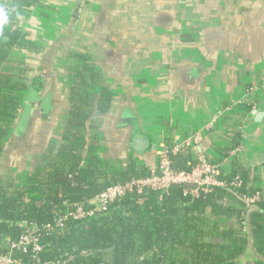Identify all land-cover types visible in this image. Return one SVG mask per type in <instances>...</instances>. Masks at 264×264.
I'll list each match as a JSON object with an SVG mask.
<instances>
[{
  "label": "crops",
  "instance_id": "1",
  "mask_svg": "<svg viewBox=\"0 0 264 264\" xmlns=\"http://www.w3.org/2000/svg\"><path fill=\"white\" fill-rule=\"evenodd\" d=\"M25 26L38 50L16 48L9 57L29 63L30 108L6 147V168L50 149L74 91L76 106L92 109L85 132L98 141L90 155L106 179L127 160L137 173H154L160 142L200 131L201 141L180 154L185 165L203 157L223 174L238 165L250 187L264 190V118L256 116L264 112V0H39ZM72 68L84 74L72 81ZM137 135L145 144L135 151ZM249 212L239 231L247 238L240 264L260 259ZM217 222L205 239L224 243L232 221L220 215Z\"/></svg>",
  "mask_w": 264,
  "mask_h": 264
},
{
  "label": "trees",
  "instance_id": "2",
  "mask_svg": "<svg viewBox=\"0 0 264 264\" xmlns=\"http://www.w3.org/2000/svg\"><path fill=\"white\" fill-rule=\"evenodd\" d=\"M38 4L39 0H0V7L9 12L8 23L0 27V241L19 237L24 223L41 229L65 207L91 199L110 184L150 175L137 173L127 160L125 169L114 167L113 178L106 179L98 156L90 155L98 141L85 132L92 109L76 106L74 91L65 111L68 117L63 125L59 121L50 149L42 156L24 159L21 168L5 167L6 147L18 137L22 113L30 108L25 96L29 63L24 59L12 63L9 57L16 48L38 50L30 44L25 29ZM79 73L84 71L72 68L70 79ZM184 160L180 154L174 157L173 168L189 171L196 162L192 159L185 165ZM235 174L240 175V185L213 188L196 197L184 194L178 185L165 192L127 195L90 219L67 221L60 233L41 232L44 248L39 257L49 264L57 260L65 264H240L237 259L247 246V238L239 231L243 214L250 211L247 227L260 258L253 264H264V203L247 207L241 201L242 193L256 189L250 187L248 170L233 165L219 178L230 182ZM101 178L103 181L97 182ZM138 198L143 201L139 203ZM226 199L240 207L227 205ZM220 215L232 221L221 233L225 242L208 241L207 230L219 227ZM107 248L112 249L103 250ZM17 255L28 261L25 254Z\"/></svg>",
  "mask_w": 264,
  "mask_h": 264
},
{
  "label": "built area",
  "instance_id": "3",
  "mask_svg": "<svg viewBox=\"0 0 264 264\" xmlns=\"http://www.w3.org/2000/svg\"><path fill=\"white\" fill-rule=\"evenodd\" d=\"M232 108L233 106H229L226 110ZM221 112H216L206 125L207 129L215 124ZM200 141V131H195L189 138L178 142H160L157 151V166L154 173L142 177H130L125 181L110 184L91 199L75 202L65 207L52 223L43 225L41 229L35 224H22L23 232L19 237L0 241V264H49L39 257V253L44 248V244L40 241L41 232H45V234L60 233L65 229L67 221L90 219L99 213L105 212L114 202L132 193L142 196L147 190L165 192L170 187L178 185L183 187L184 194L196 197L201 192H210L213 188L240 185L239 174H235L232 181L226 182L224 179L219 178L222 172L220 164L210 162L203 157L196 159L195 164L189 171L173 168V158ZM234 148L228 150L230 156L237 151ZM240 198L247 207L264 203V190L246 191L241 194ZM142 201L143 198H138L139 203ZM18 252L28 256V261H23L22 257L17 255ZM65 262L57 260L54 264H65Z\"/></svg>",
  "mask_w": 264,
  "mask_h": 264
},
{
  "label": "water",
  "instance_id": "4",
  "mask_svg": "<svg viewBox=\"0 0 264 264\" xmlns=\"http://www.w3.org/2000/svg\"><path fill=\"white\" fill-rule=\"evenodd\" d=\"M45 104V103H44ZM258 112V113H257ZM30 113L32 114H36V115H40L39 110H33ZM257 113V117L260 118V121L264 118V112L261 111H256ZM26 110L22 113V117L20 119L21 124H26ZM21 129V128H20ZM133 149L135 151H138L139 149L141 150L143 147V144H145V139L141 136V135H137L133 140ZM112 248H107V249H103L104 251H110ZM95 252V251H93Z\"/></svg>",
  "mask_w": 264,
  "mask_h": 264
},
{
  "label": "clouds",
  "instance_id": "5",
  "mask_svg": "<svg viewBox=\"0 0 264 264\" xmlns=\"http://www.w3.org/2000/svg\"><path fill=\"white\" fill-rule=\"evenodd\" d=\"M9 20V12L7 9L0 7V27L6 25Z\"/></svg>",
  "mask_w": 264,
  "mask_h": 264
}]
</instances>
